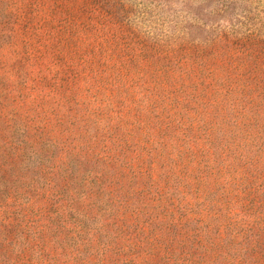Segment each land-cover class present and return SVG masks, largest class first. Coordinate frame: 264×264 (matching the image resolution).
Returning a JSON list of instances; mask_svg holds the SVG:
<instances>
[{"label":"trees","instance_id":"16d2710c","mask_svg":"<svg viewBox=\"0 0 264 264\" xmlns=\"http://www.w3.org/2000/svg\"><path fill=\"white\" fill-rule=\"evenodd\" d=\"M43 1L0 0V264H264V0L128 51L94 8L21 30Z\"/></svg>","mask_w":264,"mask_h":264},{"label":"rangeland","instance_id":"374dc122","mask_svg":"<svg viewBox=\"0 0 264 264\" xmlns=\"http://www.w3.org/2000/svg\"><path fill=\"white\" fill-rule=\"evenodd\" d=\"M195 2L193 0H44L42 6L34 7L32 4L28 11L29 15L26 16L28 19H26V22L20 28L23 31L33 33L34 30H38L40 27H46L50 32L66 35L67 38L70 35H81L84 34L83 28L86 27L87 22L93 14V11L89 14L88 10L94 8L102 11L104 21L108 26L114 28L113 32L118 35L127 34V40L124 42L127 49L125 51H128L130 48L127 47L130 44L129 39L139 40L145 46L153 45L156 43L155 39H157L162 42V46L163 44L165 46L168 42V34L178 38L179 43L184 46L183 33L188 22L196 23L199 20H204L207 23H211L213 20L219 23H222L224 20L234 21L243 15L240 11L246 6L239 0H233L230 3L228 12L220 14L218 11L222 8L220 6L222 4L216 3V0H205L201 4ZM234 5L237 6L236 9L232 8ZM113 32L111 33V37L113 36ZM67 43L66 54H61L55 58H60L63 55L66 57L67 55L71 56L75 53L74 51L80 48L78 45H72L71 40H68ZM212 48L209 45L204 46L207 52H210ZM217 48L218 46H214V50ZM37 50L40 52V46L37 47ZM162 50L166 51V48L162 47ZM122 52H117L119 59ZM59 53L62 52L60 51ZM56 62L57 60L53 59L49 63ZM80 62L72 60V74L75 73V69ZM175 63L176 60L173 59L171 64ZM169 66L174 68V66ZM177 70L181 72L182 68L178 67ZM172 77L180 78L181 76ZM202 77L213 79L217 76ZM188 83H191V81H188ZM195 87H197L196 89L201 100H199L198 108H214L212 103H209L210 99L216 100L217 102L224 101V95L216 93L215 88L210 85L202 86L187 83L182 85V89L191 94ZM178 234H175L177 237L173 236L168 238L181 240L183 235L178 236ZM200 239V236L193 238L192 243L186 246L185 250L193 253L194 249L192 247L198 244L203 245L199 243ZM224 239L225 243H234L232 236L225 235ZM182 245L184 244H180L179 246L175 244V247L179 249ZM233 252H235V249ZM250 255L254 260H258L259 258L257 252L250 253Z\"/></svg>","mask_w":264,"mask_h":264}]
</instances>
